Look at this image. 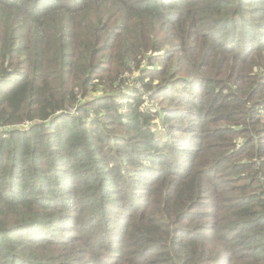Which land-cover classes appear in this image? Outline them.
Here are the masks:
<instances>
[{"label":"trees","instance_id":"trees-1","mask_svg":"<svg viewBox=\"0 0 264 264\" xmlns=\"http://www.w3.org/2000/svg\"><path fill=\"white\" fill-rule=\"evenodd\" d=\"M0 264H264V0H0Z\"/></svg>","mask_w":264,"mask_h":264},{"label":"rangeland","instance_id":"rangeland-1","mask_svg":"<svg viewBox=\"0 0 264 264\" xmlns=\"http://www.w3.org/2000/svg\"><path fill=\"white\" fill-rule=\"evenodd\" d=\"M160 127H161L162 130H165L164 127H163V125H160Z\"/></svg>","mask_w":264,"mask_h":264}]
</instances>
